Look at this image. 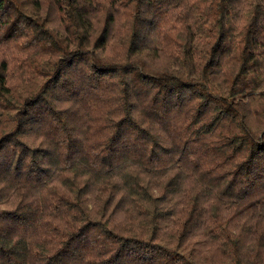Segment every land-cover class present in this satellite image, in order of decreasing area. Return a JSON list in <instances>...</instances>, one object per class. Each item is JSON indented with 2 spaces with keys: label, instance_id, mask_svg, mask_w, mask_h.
I'll use <instances>...</instances> for the list:
<instances>
[{
  "label": "trees",
  "instance_id": "1",
  "mask_svg": "<svg viewBox=\"0 0 264 264\" xmlns=\"http://www.w3.org/2000/svg\"><path fill=\"white\" fill-rule=\"evenodd\" d=\"M0 264H264V0H0Z\"/></svg>",
  "mask_w": 264,
  "mask_h": 264
}]
</instances>
